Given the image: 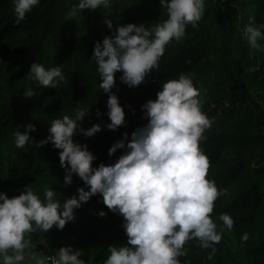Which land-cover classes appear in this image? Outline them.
Segmentation results:
<instances>
[{
  "label": "trees",
  "instance_id": "1",
  "mask_svg": "<svg viewBox=\"0 0 264 264\" xmlns=\"http://www.w3.org/2000/svg\"><path fill=\"white\" fill-rule=\"evenodd\" d=\"M76 2L40 0L17 25L12 0H0V192L11 198L29 186L43 200L44 189L50 187L61 202L78 195L84 181L73 174L72 183L64 185L61 150L51 142L36 147L49 135L51 121L64 115L74 118L77 109L89 111L81 127L100 124L102 130L90 138L77 132L74 141L86 144L97 157L93 167L115 163L124 150L110 157L112 144L125 132L130 138L147 123L141 106L156 99L163 82L189 74L200 91L202 111L214 120L200 142L209 159L207 178L227 194L215 201L211 214L218 231L222 230L212 259H208L212 249L201 248L198 240L188 241L186 255L178 259L181 264H264V52L251 50L241 38L250 17L257 25L264 24V0H205L198 26L188 25L182 42L166 46L159 70L153 69L145 82L130 88L117 72L112 91L124 108L126 126L115 131L105 127L110 123L108 94L99 88L100 75L92 61L94 45L117 26L145 23L150 27L166 19L167 13L159 0H113L108 9H85L70 16ZM105 15L113 21L111 30L104 23ZM34 62L46 69L61 66L65 81L57 89L38 87L28 75ZM28 87L36 97L22 96ZM29 123L37 129L29 133L33 145L17 149L14 133L23 132ZM100 211L106 215L99 216ZM222 213L234 220L231 231L218 220ZM74 215L76 219L62 230L53 227L46 233H31V247L43 245V254L51 257L60 247L71 246L82 250L86 264H104L109 245L127 243L123 218L111 212L99 194L75 209ZM245 232L249 238L242 242Z\"/></svg>",
  "mask_w": 264,
  "mask_h": 264
},
{
  "label": "clouds",
  "instance_id": "2",
  "mask_svg": "<svg viewBox=\"0 0 264 264\" xmlns=\"http://www.w3.org/2000/svg\"><path fill=\"white\" fill-rule=\"evenodd\" d=\"M167 13L162 22L145 27V23H129L117 26L102 42L97 41L92 61L100 75L99 88L108 94L106 115L110 120L105 127L118 130L126 126L125 111L117 95L116 73L121 72L120 81L130 88L138 87L153 69L159 70L160 59L166 46L182 42L186 27H197L205 14V0H159ZM16 24L40 0H12ZM113 0H77L69 10L75 16L85 9H108ZM108 29L113 21L104 17ZM264 24H256L255 17L249 18L242 39L250 49L264 52ZM29 78L38 87L57 89L64 81L61 66L45 68L34 62L30 66ZM33 88L22 93L26 98L36 97ZM147 123L112 144L108 155L113 156L123 149L115 163H100L93 167L97 157L86 144L74 141L77 132L93 137L100 132L101 125L93 124L84 129L80 122L88 112L77 109L75 116L64 115L48 126L49 135L40 140L36 147L49 142L59 152L60 166L65 170L64 185H70L73 174L84 181L85 187L77 189L62 202L56 199V191L45 188L43 200L29 186L18 196L9 198L0 192V264H86L82 250L71 246L60 247L55 256H46L36 250L29 251L31 233H46L53 227L62 230L76 219L74 210L92 196L99 194L102 202L113 213L123 218L122 228L127 243L109 245V255L104 264H181L179 257L185 256V244L198 240L203 249H212L208 259L215 253V244L222 239V230L211 217L215 201L227 194L218 189L214 180L207 178L209 159L200 148L204 132L214 120L202 111L200 91L189 74L180 73L160 85L156 99H149L141 106ZM101 113L97 110V116ZM36 125L29 123L23 132L14 133V146L24 149L33 145L29 133ZM87 188V190H85ZM103 217L104 211L98 213ZM223 228L231 231L234 220L227 213L219 215ZM242 233L241 241L248 240Z\"/></svg>",
  "mask_w": 264,
  "mask_h": 264
},
{
  "label": "rangeland",
  "instance_id": "3",
  "mask_svg": "<svg viewBox=\"0 0 264 264\" xmlns=\"http://www.w3.org/2000/svg\"><path fill=\"white\" fill-rule=\"evenodd\" d=\"M41 246H43V245H41ZM41 246L31 247V248L29 249V251L36 250L37 252L43 253V251H42V249H41ZM44 255H45V254H44ZM46 256H48V255H46Z\"/></svg>",
  "mask_w": 264,
  "mask_h": 264
}]
</instances>
